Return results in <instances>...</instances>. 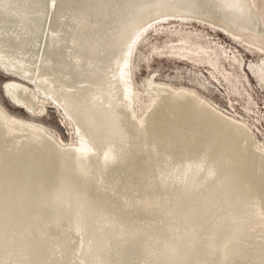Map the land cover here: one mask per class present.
<instances>
[{"label": "bare ground", "instance_id": "obj_1", "mask_svg": "<svg viewBox=\"0 0 264 264\" xmlns=\"http://www.w3.org/2000/svg\"><path fill=\"white\" fill-rule=\"evenodd\" d=\"M169 17L264 49V0H0L1 91L30 116L0 103V264H264V144L186 88L134 89L135 42ZM180 31L160 47L217 69Z\"/></svg>", "mask_w": 264, "mask_h": 264}, {"label": "rangeland", "instance_id": "obj_2", "mask_svg": "<svg viewBox=\"0 0 264 264\" xmlns=\"http://www.w3.org/2000/svg\"><path fill=\"white\" fill-rule=\"evenodd\" d=\"M174 28L178 32H175ZM182 28L192 30L195 40L207 42L206 45L220 50L217 69H212L207 62L192 61L166 51L168 50L166 46L173 44ZM139 39L135 42L131 56V77L136 91L143 92L144 81L147 78L150 82L186 88L202 99L212 102V105L219 110L222 109L226 115L245 123L251 133L253 132L255 141L264 144V81L259 83L252 72L259 64L264 67V49L251 45L220 27L195 18L169 17L158 20L146 26ZM165 41L168 42L166 46L160 47ZM153 45L157 46V51L151 49ZM1 69L0 67V103L14 114L30 117L29 113L18 108L1 91V83L7 78L15 77L13 73ZM234 77L241 79L238 82L240 87L236 85L239 89L230 86ZM58 115L60 116L47 104L44 111L33 115V118L65 140L69 138L68 125L63 123Z\"/></svg>", "mask_w": 264, "mask_h": 264}]
</instances>
